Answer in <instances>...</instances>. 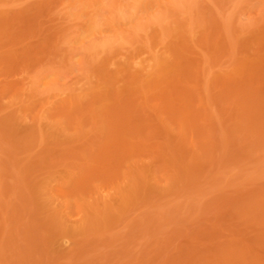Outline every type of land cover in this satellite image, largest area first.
Here are the masks:
<instances>
[{"label":"rangeland","instance_id":"374dc122","mask_svg":"<svg viewBox=\"0 0 264 264\" xmlns=\"http://www.w3.org/2000/svg\"><path fill=\"white\" fill-rule=\"evenodd\" d=\"M0 264H264V0H0Z\"/></svg>","mask_w":264,"mask_h":264}]
</instances>
